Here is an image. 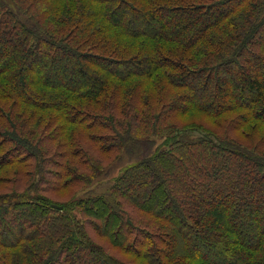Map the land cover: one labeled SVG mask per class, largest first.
Segmentation results:
<instances>
[{
  "label": "trees",
  "instance_id": "obj_1",
  "mask_svg": "<svg viewBox=\"0 0 264 264\" xmlns=\"http://www.w3.org/2000/svg\"><path fill=\"white\" fill-rule=\"evenodd\" d=\"M0 42V264H264V0H0Z\"/></svg>",
  "mask_w": 264,
  "mask_h": 264
},
{
  "label": "rangeland",
  "instance_id": "obj_2",
  "mask_svg": "<svg viewBox=\"0 0 264 264\" xmlns=\"http://www.w3.org/2000/svg\"><path fill=\"white\" fill-rule=\"evenodd\" d=\"M8 44H3L2 42H0V47L2 49H4L6 52L9 51L8 49ZM74 74L70 75L69 79H65L63 82L65 84H67L68 81H73L75 80V77H73ZM234 78V77H232ZM75 82H77V84L79 83L78 81L75 80ZM192 86H193V89L194 91L198 92L199 96H201V91H200V88H199V82L197 81H192ZM16 120V121H15ZM14 121L16 122L17 124V129L18 130H23L25 129L26 127H28L27 125H24V126H21V124L19 123L20 121L22 120H27L26 117H23V116H19L17 119H15ZM34 127V126H33ZM32 128V127H31ZM43 132L41 129H39V135H41ZM46 134V133H45ZM45 134L43 133V136L42 137H45ZM100 134H104V133H100ZM47 138L45 137V140L43 142L46 143L47 142ZM104 144H108L107 140L105 141H102L100 142V145L103 146ZM47 145V144H46ZM98 151L100 150V152H95V155H92L90 158H94L96 157L98 162L100 163L101 167L104 168V173L103 174H100L96 180H100L101 182H105V181H109V179H111L113 176L117 175L118 174V171H119V168L121 167L122 165V160L125 159L126 156H124L121 161H119V159L116 158V152L115 150L113 152H111L112 150H110L109 153H106L105 151H102L100 148L97 149ZM104 152V153H103ZM115 156V158H113ZM82 160H84V158H82ZM38 161V158H35L34 160H31L30 163H31V168H32V172L34 171V169L36 168V163ZM85 161V160H84ZM110 168L108 167V165H110ZM113 164V166H112ZM85 165H87L88 168H90V163H89V160L87 161V163H85ZM20 171H24L23 169H21ZM12 179H20L21 181L24 180V178L20 175V174H13L12 176L9 174L8 175V178H6L5 180L3 179V181L0 183V192H3V189L4 188H7L8 186L11 187L9 185V181ZM8 180V181H7ZM7 181V182H6ZM113 181H109L108 184H112ZM77 187H80V184L77 186ZM95 188L98 189L99 192L103 191L105 189V186L104 185H98V186H95ZM80 189V188H79ZM72 194L71 193H67L66 194H60L58 196V194H51V193H48V195L53 198V199H56V200H65V199H68L69 196ZM128 206V205H126ZM77 217H80L82 219H85V217L83 215H81L80 213H78V216ZM87 232H88V235L90 236V238H92L93 240H95L96 242H99L109 253H112V254H115L114 252H116V250L110 245V243L106 240V238L102 237V236H98L97 234H95L92 229H87ZM185 235V234H184ZM118 258L122 259L123 261H127L128 263H130V257L129 256H125V255H122V254H118L117 255ZM236 264H240L239 261L236 260Z\"/></svg>",
  "mask_w": 264,
  "mask_h": 264
}]
</instances>
